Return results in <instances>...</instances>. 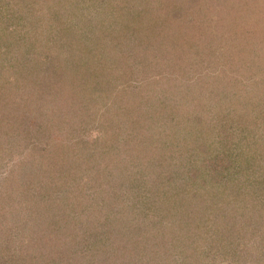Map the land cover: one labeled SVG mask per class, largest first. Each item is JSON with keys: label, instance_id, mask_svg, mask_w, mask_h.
I'll use <instances>...</instances> for the list:
<instances>
[{"label": "rangeland", "instance_id": "1", "mask_svg": "<svg viewBox=\"0 0 264 264\" xmlns=\"http://www.w3.org/2000/svg\"><path fill=\"white\" fill-rule=\"evenodd\" d=\"M33 6L34 45L14 38L0 55V69L31 65L0 70V121L20 124L13 150L0 151V258L264 264V0ZM45 57L62 58L58 74ZM20 98L27 116L11 119Z\"/></svg>", "mask_w": 264, "mask_h": 264}, {"label": "trees", "instance_id": "2", "mask_svg": "<svg viewBox=\"0 0 264 264\" xmlns=\"http://www.w3.org/2000/svg\"><path fill=\"white\" fill-rule=\"evenodd\" d=\"M5 2L9 6V0H4L3 4ZM27 4H28V6L25 4L24 7H23V10H19V11H14L12 9L8 10L7 8H4V7H7V5L4 6V7H1L2 10H0V55H2V50L3 49H4L3 50L4 54L6 52H8L7 49H9V47H12L11 44L13 43L14 38H17L19 43L21 41L22 44L21 45L18 44V45H20V47L21 46H24V47L26 46L28 49L31 48L30 45H34V43H32L31 41H33L34 38H35V41L37 40L36 37H35L36 34H34L33 28L31 27V24L33 25V22L34 23L37 22L35 20V11L36 10H34L35 7L33 6V0H29L27 2ZM58 4L60 5V2ZM62 6H64V3H63ZM24 10H25V13H24ZM56 12L57 13H53V14L57 15L56 23H57L58 26L55 25L56 28H55L54 32L58 30L57 34H60L61 32L64 33L66 30L70 29V27L66 26L64 24V22H61L63 16H62V14L61 15L58 14L59 12L57 10H56ZM66 19L68 20L67 21V25H69L68 23L71 21V19H70V17H66ZM22 20H23V22H22ZM24 21H26V23H24ZM51 28L52 27L50 25H46L45 24V28L44 29L46 30L45 31L46 33H48V34L50 33L51 34L52 33V31H50ZM69 32L72 33V29ZM31 33H33V36H32L31 39H29L31 37L30 36ZM2 40L5 41L4 44H2V42H1ZM42 41L44 43L48 42L47 40H42ZM25 42H27V43H25ZM43 42H41V43H43ZM13 45H16V44H13ZM47 46H48V44H47ZM27 51L28 50H26L25 53H28ZM57 59H58V57H57ZM58 60L59 61H57L55 57H48L47 59L45 57L43 59V64H45L47 66L49 64V68H47V70L49 72H51V74H53V72H54L53 75L58 74L60 70L58 68L51 67V63H56L57 64V63L60 62V60H62V58L59 57ZM26 61H27V63H29L30 59L28 58ZM34 64H35V68L40 66V64H38L37 62L36 63L34 62ZM1 66H2V68L0 70H4L8 66V70H12V71L15 70V71H18L19 73H20V71H22L25 75L29 71V68L31 67V65H28L29 67L25 70V69H23V66H21V64L19 62L14 67V65L11 64L10 61H8L4 65L2 64ZM18 72H16L15 74H18ZM1 74H2V72L0 71V79L4 76V75L1 76ZM11 81H13V86H14V89H15L18 86V81H15L13 79ZM1 89H2V93L5 94L6 93V88L2 87ZM18 90H20V87H18ZM10 104H11V108H14V109L10 110L11 111V115H10L11 119H19L20 120V119H22V118L27 116L26 112L23 113V114H20V112L18 111L21 106H22L21 109H23L24 111L28 110L26 108V104H25V100L24 99L20 98L19 101H16L15 103L12 102ZM16 104H18V105H16ZM0 125H1L0 135L3 136V137H7L6 138L7 142H6V144L4 146H0V151L1 150L5 151V150H7L9 148H11L13 150L16 140H18L20 138L19 137V135H20L19 134V128H18L20 126V124H17V125L15 124L14 125V124L10 123V119L9 118H6V121H4V120L0 121ZM3 125H4V127H3ZM23 125H26V123H23ZM23 138H25L26 140H24ZM23 138H22L23 141H27V143L30 141L29 140L30 139L29 134L24 136ZM22 143L24 144L23 146H27L28 145L25 142H22ZM113 150H114V146L112 145L111 147L108 148L107 152L113 151ZM203 150L205 151V149H203ZM8 153H10V152L8 151ZM66 153L67 152L64 151V148L58 151V155H61V157L64 156V158H66L67 155H68ZM64 164H65V162H64V159H63L61 161L62 169L69 165L66 168V171L68 170V168L72 167V165H73V164L71 165V163H70V164H67V165L64 166ZM82 165H84V162H83ZM62 169H61V175H63ZM73 177H74V174H73L72 178ZM73 180H75V179H73ZM87 207L90 208V206H88V205H87ZM91 210H92L93 214H98V213H102L103 212L102 210H97V208H94V206L91 208ZM148 224H151V223H148ZM151 225L154 226L153 224H151ZM1 230H3V229H1ZM36 241H37V239H35V238H31L30 239V242L33 243L34 246L36 245ZM59 244L62 245L61 241H60ZM187 248H189V247L187 246ZM33 250H34V252H33L34 256H31V258L33 260V263H32V261L29 260V257L25 254V252L21 249L20 250V254L17 257V264H19V263H22V264H38V262L43 261L40 258L39 252H37V250H35V249H33ZM70 252H71L72 255H74V251L72 252L70 250ZM36 253H37V255H36ZM2 255H5L4 254V249L2 250ZM55 255H56L55 262H53L51 264H64L66 261H68V257L70 256V254H67L66 252H61V251L56 252ZM39 260H41V261H39ZM200 260H202L201 261L202 264H206V262H205L206 260L204 258H201ZM187 261L188 260H185V259L181 260L180 262H178L177 260H172V261H170V264H191L190 261L189 262H187ZM151 262L156 264L155 259L149 261V263H151ZM6 263H8V261L5 259V256L0 258V264H6ZM161 264H163V263H161Z\"/></svg>", "mask_w": 264, "mask_h": 264}]
</instances>
